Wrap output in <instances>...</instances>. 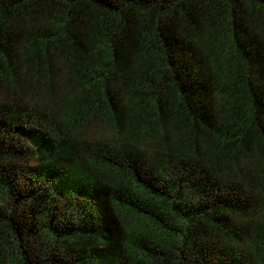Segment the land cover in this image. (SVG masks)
<instances>
[{
  "label": "trees",
  "instance_id": "1",
  "mask_svg": "<svg viewBox=\"0 0 264 264\" xmlns=\"http://www.w3.org/2000/svg\"><path fill=\"white\" fill-rule=\"evenodd\" d=\"M0 264H264V0H0Z\"/></svg>",
  "mask_w": 264,
  "mask_h": 264
},
{
  "label": "rangeland",
  "instance_id": "2",
  "mask_svg": "<svg viewBox=\"0 0 264 264\" xmlns=\"http://www.w3.org/2000/svg\"><path fill=\"white\" fill-rule=\"evenodd\" d=\"M105 132L104 126L101 123H98V125L93 126L89 133L94 137H99L102 133Z\"/></svg>",
  "mask_w": 264,
  "mask_h": 264
}]
</instances>
